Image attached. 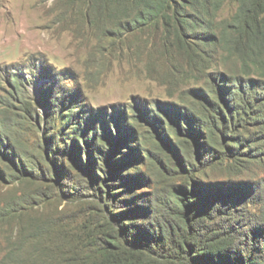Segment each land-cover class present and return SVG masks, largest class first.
Masks as SVG:
<instances>
[{"label":"rangeland","instance_id":"1","mask_svg":"<svg viewBox=\"0 0 264 264\" xmlns=\"http://www.w3.org/2000/svg\"><path fill=\"white\" fill-rule=\"evenodd\" d=\"M236 8L233 0H222L204 18V29L183 32L184 43H178L173 30L165 34L160 28H143L126 33L112 23L104 22L105 25L82 14H67L63 0H0V264L43 263L39 254L32 261L26 258L25 252H32L31 245L23 242L30 225L57 212L87 208L94 202L89 195L92 178L83 174L85 183L76 182L80 174L73 168L76 152L71 151L72 142L79 146L80 158L84 159L89 149L95 162L100 159V148L118 149L107 160L97 161L107 177L103 178L100 172L97 176L104 183H114L113 188L121 194L149 199L155 193L163 194L170 182L180 183L181 176L180 171L169 172L174 170L166 166L164 157L152 144L151 136L165 146L153 123L159 118L165 131L169 130L172 121L166 111L173 107L198 116V102H207L202 96L212 102L214 86L230 89L236 86L235 79L239 85H248L244 100L254 112L247 117L260 114L256 121L246 124L249 131L237 124L235 135L249 142L244 134L252 132L253 141H264V135H260L264 129V108L253 107L264 106V68L249 64L247 70L237 57L223 49L227 22ZM206 35L213 38L206 40ZM251 87L257 90L252 94L254 101H249ZM222 96L220 104L230 108L224 92ZM63 114L73 115V122L61 121ZM88 120L95 122L96 131L93 135L88 130L91 123L87 124L88 144L84 145L83 132L77 139L69 135V128L76 127L72 125L76 121L83 131ZM112 121L119 122L120 130L115 129ZM110 135L120 139L110 141ZM91 138L96 146L90 144ZM164 146V154L173 157L171 148ZM56 148L65 150L66 159L58 157L57 163L74 169L67 171L80 192L66 195L59 191V196L53 195L51 189L58 183L63 189L64 179L55 173L51 179L36 181L13 176L16 163L28 169L29 162H36L39 175L42 172L45 176V167L53 166L51 154ZM4 152L15 160L14 164L3 160ZM125 154H129V159L123 166L112 168L108 164ZM260 154L263 153L259 151L255 158ZM237 164V171L245 168L241 172L242 182L262 188L263 163ZM141 167L143 170H139ZM126 169L145 173L147 181L136 185L117 183L119 178L115 174L123 178ZM170 174L173 180L165 178ZM214 176L221 181L227 177L223 172L212 171L207 179ZM19 247L25 250L13 257L11 252Z\"/></svg>","mask_w":264,"mask_h":264},{"label":"trees","instance_id":"2","mask_svg":"<svg viewBox=\"0 0 264 264\" xmlns=\"http://www.w3.org/2000/svg\"><path fill=\"white\" fill-rule=\"evenodd\" d=\"M221 1L63 0V4L67 14H82L105 25L104 22L112 23L120 32L160 28L167 34L173 30L176 41L184 43L183 32L200 27L204 29V18ZM233 1L237 8L227 22L229 29L225 31L227 38H222L223 49L237 57L247 70L249 64L264 68V0ZM204 38L213 37L206 35ZM234 81L236 86L230 89L224 85L214 86L212 102L202 96L207 102H198V116L181 113L175 107L167 109L166 114L172 123L166 131L161 120H155L158 124L154 122L153 126L158 129L165 146L151 136L152 144L164 157L166 166L174 170L169 172L180 171L181 182H170L163 194L155 193L150 199L121 194L113 188L114 183H104L97 176L100 172L103 178L107 177V172L97 166V161L107 160L109 154L119 152L116 147L110 150L100 148L97 151L100 159L95 162L89 149L85 158H80L77 155L79 146L72 142L71 151L76 152L75 167L72 166L80 174L76 182L85 183L83 174L92 178L89 187L92 193L89 195L94 202L87 208L57 212L43 222L32 223L23 241L32 249L31 253L25 252L27 260L32 261V257L39 254L41 264H264V185L256 188L254 184L242 182L241 172L245 168L237 171V163L264 164V141H253L255 135L252 132L244 134L249 142L235 135L237 124H242L245 129L246 124L256 121L260 114L256 112L247 117L254 112L244 100L248 85L244 87L236 79ZM254 88H250L249 101H254L252 94L257 93ZM223 92L230 100V108L219 102L223 100ZM253 107L264 108L263 105ZM61 121H66V124L73 122V115L63 114ZM88 121L83 131L76 121L72 124L76 127L69 128L72 132L69 135L77 139L83 132L84 145L88 144L85 143L87 124L91 123L88 130L93 135L96 131L95 122ZM112 122L115 129L120 130L119 122ZM260 135H264V129ZM228 138L231 141H226ZM98 139L102 140V137ZM111 139L118 141L120 137L108 136V140ZM90 144L96 146L93 138ZM162 146L171 148L174 156L164 154ZM259 151L263 154L255 158ZM53 152V166L45 167V176L42 172L39 175L36 162H29L28 169L16 163L17 170L12 169L13 176L36 181L51 179L55 173L64 179H61L63 189L59 183L51 189L53 195L59 196V191L66 195L80 192L67 171L72 167L67 165L65 169L57 163L58 157L66 159L65 150L56 148ZM2 157L7 162H15L6 152ZM128 159L129 154H125L108 164L112 168L121 167ZM212 171L225 173L226 180L221 181L215 176L207 179ZM126 172L123 178L115 174L119 178L117 183L136 185L139 181H147L145 173H134L130 169ZM168 177L170 180L174 178L171 174L165 178ZM231 177L240 182L236 183ZM98 179V183H94ZM65 182L74 187L66 186ZM40 195L43 196L42 193ZM22 248H15L11 255L14 257L25 250Z\"/></svg>","mask_w":264,"mask_h":264}]
</instances>
